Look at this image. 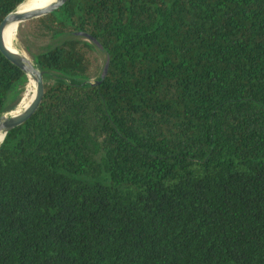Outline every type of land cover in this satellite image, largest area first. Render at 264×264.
Here are the masks:
<instances>
[{"label":"trees","instance_id":"trees-1","mask_svg":"<svg viewBox=\"0 0 264 264\" xmlns=\"http://www.w3.org/2000/svg\"><path fill=\"white\" fill-rule=\"evenodd\" d=\"M18 36L45 96L0 144V264H264V0H68ZM28 81L0 51V117Z\"/></svg>","mask_w":264,"mask_h":264},{"label":"water","instance_id":"water-1","mask_svg":"<svg viewBox=\"0 0 264 264\" xmlns=\"http://www.w3.org/2000/svg\"><path fill=\"white\" fill-rule=\"evenodd\" d=\"M68 0H54L47 4L46 6L42 8H36L27 12L18 13L17 9L10 12L5 16V18L0 23V51L4 55V57L13 65L21 69L28 77V80L32 78L34 82L36 83V95L32 101V103L21 113H18L16 115H1L0 117V131H5L6 134L16 128L21 126L23 123H25L33 114L38 110L40 107L42 100L45 96V82L43 77V71H41L36 64H34L32 61L27 62L24 59L16 56L13 54L4 44L3 39V32L5 27L12 22L23 23L28 20L46 15L48 13H51L60 7H62ZM92 38V37H89ZM95 41V39H93ZM96 42V41H95ZM108 62H106L102 76L103 79L107 73L108 69ZM29 82V81H28ZM99 81H97L98 83ZM5 138V137H4ZM4 140V139H3ZM2 140V142H3Z\"/></svg>","mask_w":264,"mask_h":264},{"label":"bare ground","instance_id":"bare-ground-1","mask_svg":"<svg viewBox=\"0 0 264 264\" xmlns=\"http://www.w3.org/2000/svg\"><path fill=\"white\" fill-rule=\"evenodd\" d=\"M52 1H54V0H25L17 8V12L23 13V12H27V11H30V10H33L36 8H42ZM17 30H18V23L17 22L9 23L5 27L4 32H3L4 44L13 54L24 59L27 62H30V61H32L31 58L25 52L19 50L15 44V38H16ZM7 43H8V45H7ZM35 95H36V83L34 82V80L32 78H30L29 82L27 84L26 91L24 92V95L22 96L19 105L17 107H15L14 109H12L9 116L10 115H16L18 113L23 112L32 103ZM28 96H29V98L27 100H25ZM4 137H5V131L2 130V131H0V144L2 143V140L4 139Z\"/></svg>","mask_w":264,"mask_h":264},{"label":"rangeland","instance_id":"rangeland-1","mask_svg":"<svg viewBox=\"0 0 264 264\" xmlns=\"http://www.w3.org/2000/svg\"><path fill=\"white\" fill-rule=\"evenodd\" d=\"M20 24L21 23L18 24V30H19ZM18 30H17V34H16V38H15V44H16V46H17V48L19 50H22L23 51V48L21 47V42H20L19 36H18ZM104 57H105L104 53H101V59H104ZM26 88H27V86H26ZM25 91H26V89H25ZM24 92L21 95H19L17 92H15L14 94H11L10 95L9 100H8V105H7V108H8L9 111L5 112L4 113L5 115L9 116V114L12 111L10 109H12L14 107H17L19 105V103L21 101V98L24 95Z\"/></svg>","mask_w":264,"mask_h":264}]
</instances>
